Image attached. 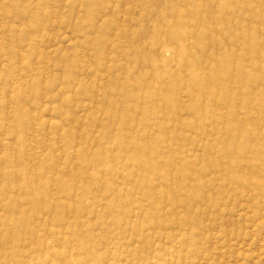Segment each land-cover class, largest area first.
<instances>
[{
    "label": "rangeland",
    "instance_id": "obj_1",
    "mask_svg": "<svg viewBox=\"0 0 264 264\" xmlns=\"http://www.w3.org/2000/svg\"><path fill=\"white\" fill-rule=\"evenodd\" d=\"M63 247L264 264V0H0V263Z\"/></svg>",
    "mask_w": 264,
    "mask_h": 264
},
{
    "label": "bare ground",
    "instance_id": "obj_2",
    "mask_svg": "<svg viewBox=\"0 0 264 264\" xmlns=\"http://www.w3.org/2000/svg\"><path fill=\"white\" fill-rule=\"evenodd\" d=\"M137 154H139V153H137ZM138 158H140V159L137 160ZM137 159L135 158V160L137 162L143 164V157L142 156L140 157L138 155ZM145 163H147L146 165L149 166L151 170L158 171L154 164L149 165L150 162H148V161H145ZM155 188H156V190L153 187V188H151L150 191H153L154 196L158 197L159 195H161V193H158L159 192L157 190L158 187L155 186ZM175 188H176L175 186H171L170 185L168 189L171 190V191H175L176 190ZM169 190H165V191L169 192ZM20 251L21 250H19L18 252H20ZM67 251H68V249L65 248V247H63V249L58 254L57 253L45 252V251H42L40 253L37 252V251H31L30 253H28L29 255H27V257H23V260H21L20 262L15 261L14 263L12 262L11 264H83V261H82L83 257L81 255H78V256L74 255V254H69L68 255ZM6 252H7V250H6ZM20 255H22V254H20ZM66 257L68 259L64 263L63 260ZM87 258H89V256H87ZM7 262L4 261V262H1L0 264H9Z\"/></svg>",
    "mask_w": 264,
    "mask_h": 264
}]
</instances>
